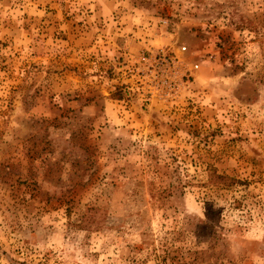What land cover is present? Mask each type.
I'll return each instance as SVG.
<instances>
[{"label": "rangeland", "instance_id": "1", "mask_svg": "<svg viewBox=\"0 0 264 264\" xmlns=\"http://www.w3.org/2000/svg\"><path fill=\"white\" fill-rule=\"evenodd\" d=\"M0 264H264V0H0Z\"/></svg>", "mask_w": 264, "mask_h": 264}, {"label": "trees", "instance_id": "2", "mask_svg": "<svg viewBox=\"0 0 264 264\" xmlns=\"http://www.w3.org/2000/svg\"><path fill=\"white\" fill-rule=\"evenodd\" d=\"M214 180L216 183H221V184H230L233 183L234 181H236V178L233 176H230L228 174L225 173H215L214 174Z\"/></svg>", "mask_w": 264, "mask_h": 264}]
</instances>
